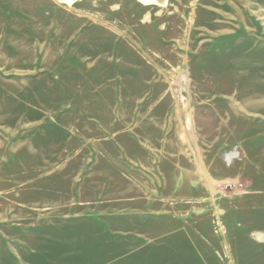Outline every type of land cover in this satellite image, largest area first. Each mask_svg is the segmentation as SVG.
Returning a JSON list of instances; mask_svg holds the SVG:
<instances>
[{"label": "rangeland", "instance_id": "374dc122", "mask_svg": "<svg viewBox=\"0 0 264 264\" xmlns=\"http://www.w3.org/2000/svg\"><path fill=\"white\" fill-rule=\"evenodd\" d=\"M0 264H264V0H0Z\"/></svg>", "mask_w": 264, "mask_h": 264}, {"label": "built area", "instance_id": "2783aa9c", "mask_svg": "<svg viewBox=\"0 0 264 264\" xmlns=\"http://www.w3.org/2000/svg\"><path fill=\"white\" fill-rule=\"evenodd\" d=\"M242 184L233 181H224L216 185V193L229 194L238 192L242 188Z\"/></svg>", "mask_w": 264, "mask_h": 264}, {"label": "bare ground", "instance_id": "6f19581e", "mask_svg": "<svg viewBox=\"0 0 264 264\" xmlns=\"http://www.w3.org/2000/svg\"><path fill=\"white\" fill-rule=\"evenodd\" d=\"M74 1L75 0H63V2L67 3L68 5H71ZM139 1L145 4V6L156 5L162 7L165 4V0H139Z\"/></svg>", "mask_w": 264, "mask_h": 264}]
</instances>
